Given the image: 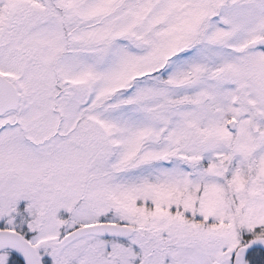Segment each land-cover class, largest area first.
I'll use <instances>...</instances> for the list:
<instances>
[{"label":"snow or ice","instance_id":"1","mask_svg":"<svg viewBox=\"0 0 264 264\" xmlns=\"http://www.w3.org/2000/svg\"><path fill=\"white\" fill-rule=\"evenodd\" d=\"M0 264H264V0H0Z\"/></svg>","mask_w":264,"mask_h":264}]
</instances>
